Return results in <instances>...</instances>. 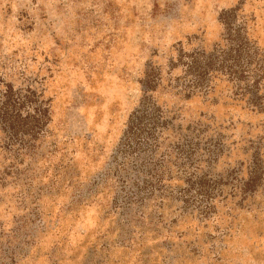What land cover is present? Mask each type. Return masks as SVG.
I'll return each instance as SVG.
<instances>
[{"label":"rangeland","instance_id":"1","mask_svg":"<svg viewBox=\"0 0 264 264\" xmlns=\"http://www.w3.org/2000/svg\"><path fill=\"white\" fill-rule=\"evenodd\" d=\"M6 87L0 264H264V0H0Z\"/></svg>","mask_w":264,"mask_h":264},{"label":"trees","instance_id":"2","mask_svg":"<svg viewBox=\"0 0 264 264\" xmlns=\"http://www.w3.org/2000/svg\"><path fill=\"white\" fill-rule=\"evenodd\" d=\"M236 55L237 61L239 59V47H237ZM192 71L193 79H199V72L201 69L196 63H191L188 66V71ZM22 114V118H21ZM47 115L46 108L42 104H37L33 99V95L22 94V92L14 91L11 87L0 93V125L3 127H10L14 122H21L24 128L23 133L34 137L36 132L41 130L45 123ZM19 120V121H18Z\"/></svg>","mask_w":264,"mask_h":264}]
</instances>
